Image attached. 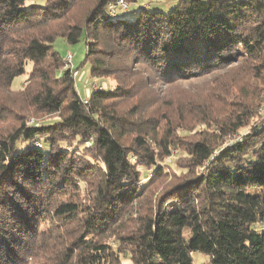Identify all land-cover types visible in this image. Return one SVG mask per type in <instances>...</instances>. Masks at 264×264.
<instances>
[{
	"label": "trees",
	"instance_id": "obj_1",
	"mask_svg": "<svg viewBox=\"0 0 264 264\" xmlns=\"http://www.w3.org/2000/svg\"><path fill=\"white\" fill-rule=\"evenodd\" d=\"M117 1L0 0V264H264V0Z\"/></svg>",
	"mask_w": 264,
	"mask_h": 264
},
{
	"label": "rangeland",
	"instance_id": "obj_2",
	"mask_svg": "<svg viewBox=\"0 0 264 264\" xmlns=\"http://www.w3.org/2000/svg\"><path fill=\"white\" fill-rule=\"evenodd\" d=\"M45 0H27L26 5L31 6V5H43ZM144 3H150V4H157L163 8H168L173 1L169 0H143ZM55 48L64 56L66 57L69 52L73 54V60H72V65L69 67H73L74 70L78 68V71L80 74H78L76 85L77 88L82 95V97H88V91L91 93V89L93 85H105V88L107 89H112L115 86V80L114 79H95L91 76V63L89 61L85 62L84 65H82L83 61L85 60L86 52H87V47L85 44V41H80L76 44H70L66 42L63 38H58L56 40ZM31 71V64L28 63L26 65V72L18 77H16L13 81L12 88L13 89H20L21 87L24 86L27 78L29 77V73ZM88 89V90H87ZM264 109V107H263ZM246 129L241 130V134L245 133ZM241 135H236L235 138L239 139ZM37 143L40 147V141H37ZM178 152L177 150L173 151V157L170 159H167V162H173L177 157ZM146 171L144 174V181L147 179L146 176ZM207 256L202 254V253H196L194 256V264H205L206 263ZM122 264H130L129 259L123 258Z\"/></svg>",
	"mask_w": 264,
	"mask_h": 264
},
{
	"label": "built area",
	"instance_id": "obj_3",
	"mask_svg": "<svg viewBox=\"0 0 264 264\" xmlns=\"http://www.w3.org/2000/svg\"><path fill=\"white\" fill-rule=\"evenodd\" d=\"M117 6H120L123 9H128L129 3L126 0H118L115 5H112L111 6V9H113V8H115ZM72 60H73V54L71 52H69L67 54V56H66V59H65V61H66V67H69L70 65H72ZM73 74L76 77V76H78L79 72L73 70ZM92 90L93 91H100V90H102V87L101 86H98V85H93L92 86ZM88 101H89V97H84L83 98V102L84 103H87Z\"/></svg>",
	"mask_w": 264,
	"mask_h": 264
}]
</instances>
